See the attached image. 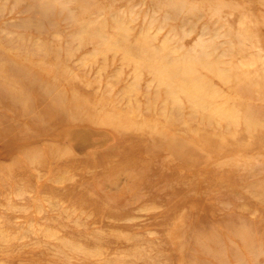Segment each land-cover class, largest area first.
Here are the masks:
<instances>
[{
  "label": "rangeland",
  "instance_id": "1",
  "mask_svg": "<svg viewBox=\"0 0 264 264\" xmlns=\"http://www.w3.org/2000/svg\"><path fill=\"white\" fill-rule=\"evenodd\" d=\"M0 264H264V0H0Z\"/></svg>",
  "mask_w": 264,
  "mask_h": 264
},
{
  "label": "bare ground",
  "instance_id": "2",
  "mask_svg": "<svg viewBox=\"0 0 264 264\" xmlns=\"http://www.w3.org/2000/svg\"><path fill=\"white\" fill-rule=\"evenodd\" d=\"M173 66H175V65H173ZM172 66V64H167V65H165V66H160L159 67V72H160V74H159V76L161 77V78H163V79H160V81H163L164 83H166L167 84V87L170 89L171 87H172V85H171V81H169V77L170 76H168V72H167V69L169 68V67H171V71H173V67ZM194 79V81H192V85H194L195 87V89H196V91H197V94H198V91L199 90H201L200 89V85H199V83H200V81L198 80V81H195V79H196V77H194L193 78ZM168 81V82H167ZM195 82V83H194ZM184 87L182 86L181 88H182V90H183V92H187V94L189 93V88L191 87V85L190 84H188L187 82H184ZM170 93H172L171 91H170Z\"/></svg>",
  "mask_w": 264,
  "mask_h": 264
}]
</instances>
